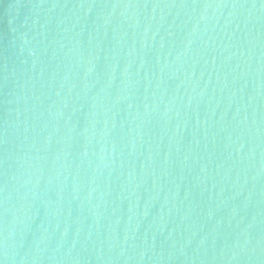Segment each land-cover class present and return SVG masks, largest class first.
<instances>
[{
  "label": "water",
  "instance_id": "1",
  "mask_svg": "<svg viewBox=\"0 0 264 264\" xmlns=\"http://www.w3.org/2000/svg\"><path fill=\"white\" fill-rule=\"evenodd\" d=\"M0 264H264V0H0Z\"/></svg>",
  "mask_w": 264,
  "mask_h": 264
}]
</instances>
